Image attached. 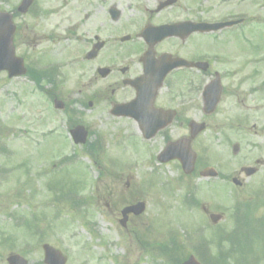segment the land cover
Listing matches in <instances>:
<instances>
[{"label": "rangeland", "instance_id": "374dc122", "mask_svg": "<svg viewBox=\"0 0 264 264\" xmlns=\"http://www.w3.org/2000/svg\"><path fill=\"white\" fill-rule=\"evenodd\" d=\"M39 1L46 13L36 20L26 19L21 23V31L15 39L17 44L29 45L18 47L16 54H27V60L39 57L40 64L53 62L61 67L64 82L60 90L66 99L63 100L65 109L74 110L80 123L101 135L104 150H99L94 159L96 153L73 148L66 127L61 128L59 112L43 101L33 84L26 78L7 79L5 73L0 75V125L11 130L19 123L24 132L20 133L19 140L11 142L10 147L17 151L13 160L0 153V166L13 169H9L8 176L5 172L0 174V264H6V256L12 252L22 254L28 264H44L42 243L59 249L66 257V264H151V260H156L154 264H166L164 255L158 256L153 246L164 248L172 241L182 251L176 255L175 264L195 253L198 241L199 245L205 242L211 245L215 257L219 256V248L228 250L230 244L226 239L235 230L234 196L253 192L257 180L256 176L251 177L245 180V186L238 187L231 183L230 177L237 175L240 166L253 165L257 156L264 155V148L257 151L252 145L258 138L249 131L250 134L245 135L224 131L231 125L232 118L230 113L224 112L230 106L229 101H223L209 120L210 129L199 141L204 144L208 140L211 156L208 164L223 171L229 179L208 183L194 175L180 183V171L174 163L160 165L155 160L162 146L160 136L147 142L128 139L123 144L130 134L137 137L131 123L111 120L103 100L92 108L82 105L90 91L102 89L112 80L111 76L105 80L98 77L96 81L94 71L96 67L112 68V54L121 57L123 49L117 46L112 51V37L132 30L130 24L123 20L112 24L105 19L104 9L109 0H101L94 19L85 16L90 9L87 0ZM263 1L258 0L260 10L257 14L262 21ZM13 3L14 0H0V8L10 11ZM248 3L246 0L245 11L249 9ZM65 5L67 7L60 12ZM50 34L55 41L48 40ZM94 34L106 44L95 60L86 62L83 56L90 49ZM135 42L134 39L128 45ZM43 51L47 58L40 55ZM109 95L107 91L106 96ZM259 105L263 106L260 112L246 111L248 118L244 125L247 129L257 117L264 115V100L261 99ZM59 132L64 136V143L61 139L53 141ZM44 135H51L49 143L42 144ZM33 136L37 144L31 147L29 138ZM235 140L240 146L233 155L231 143ZM65 157H73L75 161L68 160L58 166L60 158ZM188 183L196 188L199 205L209 211L223 212V218L214 227H209L207 219H202L201 206L190 211L182 205ZM54 196L60 200H56L53 207L49 200ZM63 197L79 199L84 204L91 199L92 204L76 210ZM137 201L145 203L144 212L131 216L125 226H121V209ZM10 215L15 216L16 223L12 224ZM24 225L45 227V231L35 235ZM172 235L174 239H170ZM261 244L255 243V253L260 252ZM229 261L228 264H233L235 256Z\"/></svg>", "mask_w": 264, "mask_h": 264}, {"label": "flooded vegetation", "instance_id": "af4514ba", "mask_svg": "<svg viewBox=\"0 0 264 264\" xmlns=\"http://www.w3.org/2000/svg\"><path fill=\"white\" fill-rule=\"evenodd\" d=\"M169 1L172 0H109L104 9L105 19L112 23H120L122 20L129 23L132 27L131 32L139 43L134 46L135 48L122 50L121 57H117L116 53L112 54V69L108 75L112 76V80L102 89L90 91V95H87L82 103H86L89 108H92L103 100L111 108L116 104L127 103L134 99L136 91L129 83L144 75L141 59L145 51L149 49V45L142 38V29L145 26L172 23L232 22L219 31L192 30L190 32L189 29H193V27H183L176 36L164 38L151 46L152 57L155 60L161 56L165 57L163 65L170 64L176 59L188 63L178 66L164 77L162 88L159 89L154 99L153 106L155 108L173 111L172 114H169V116L173 115L169 124L159 130L156 135L161 136L163 146L168 142L188 139L191 150L196 153L195 165L199 173V171L210 167L207 164L208 151L210 150L208 140L206 139L203 144L199 139L210 129L211 121L209 120L217 113L221 103L229 101L230 106H227L224 112L230 113L232 119L231 125L224 131L242 135L251 133L258 138L252 142L254 149L261 151L264 148V115L257 117L251 128L247 129V126L244 125L248 118L246 111L260 112L263 106H260L259 102L261 99L264 100V63H262L264 62L262 58L264 33L261 32V17L257 15L260 10L258 0H248L249 9L247 11L244 10L245 0H173V4L164 6ZM21 2L22 0H14L11 11L13 19L17 22L15 23L14 39L17 35L19 36L22 22L26 19L36 20L46 13L39 4V0H34L27 11L21 13L18 10ZM87 3L90 9L85 16L93 18L101 7V0H87ZM66 7V5L63 6L60 12ZM53 12L56 13L57 10ZM15 44L17 49L21 45L24 47L29 45L23 42L17 44L16 39ZM29 48L31 47L29 46ZM113 49L116 48L112 47V51ZM25 56L28 55L25 54ZM120 60L122 62L118 64ZM94 77L97 81V77ZM57 78L55 86L48 83L47 86H44L46 90L41 93L49 104L53 103L55 99L66 100L60 90L63 87L59 84L60 75ZM107 91L110 92L109 96H106ZM214 101L215 105L213 106ZM141 109L143 111L145 106H142ZM69 115L67 110L60 112L61 128L65 126L68 130L70 126L72 127ZM109 115L112 119V115ZM169 116L163 115L160 123L166 122ZM117 119L130 121L143 139L136 121L129 117H118ZM191 121L203 123L205 125L204 132L191 136ZM17 127L19 128V123L13 126L9 138H19L20 133H18ZM5 134L6 129L0 125L1 140L5 138ZM29 141L31 146L36 145L34 136ZM90 144L91 142L85 146L89 148ZM173 163L180 167L177 160ZM242 167L244 166L239 169L241 170ZM253 167L254 175L252 176L257 178L255 190L250 194L239 193L234 196V199L237 204H240L238 206L241 211L249 212L245 215L244 220L255 222L249 226L254 231L261 226L262 228L256 231L264 233V155L257 156ZM239 173L235 177L240 180L241 187H243L245 180ZM227 178H229L228 175L222 177L225 180ZM246 205L252 207L248 208ZM202 210L208 214V209L205 206H202ZM220 214L223 217V212ZM246 242L249 245L256 243L253 239ZM260 242L264 245V240H260ZM260 262H264V259L253 264Z\"/></svg>", "mask_w": 264, "mask_h": 264}, {"label": "water", "instance_id": "95a60500", "mask_svg": "<svg viewBox=\"0 0 264 264\" xmlns=\"http://www.w3.org/2000/svg\"><path fill=\"white\" fill-rule=\"evenodd\" d=\"M28 3L31 2V0H27ZM26 2V1H25ZM26 3V4H28ZM168 29H173L169 27ZM14 27L11 22V16L8 14H1L0 13V71L1 70H6L8 72L9 77L15 76V75H20L23 74L24 70L22 67V60L19 58L14 57V52H13V46H12V34H13ZM102 46V43H98L94 45V49L88 53L87 57L92 58L96 55V51L100 49ZM106 70H100V73L102 75L106 74ZM161 79L158 80V82L150 85L152 89L151 93V99L156 93V89L160 85ZM151 99L149 100V103H151ZM61 106L60 104H58ZM152 115V114H151ZM154 117V115H152ZM197 132L202 130V126L197 127ZM85 133L84 132H79L78 135L76 136L77 140L83 141ZM149 137V136H148ZM184 152V151H183ZM184 154V153H182ZM186 158H181L182 161H184L185 166L188 164L189 172L191 170L192 164H193V158L192 156H188L186 154ZM161 158V157H159ZM130 209V208H128ZM143 209V205L140 204L139 206H136L134 209V213L141 212ZM215 220V219H214ZM44 252H45V260L50 262V264H64V258L61 257L60 252L53 250L50 248L48 245H44ZM55 259V260H54ZM55 261V262H54ZM8 263L9 264H25V261L18 255H11L8 258ZM183 264H198L193 257H190L188 261H186Z\"/></svg>", "mask_w": 264, "mask_h": 264}]
</instances>
